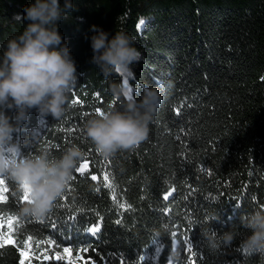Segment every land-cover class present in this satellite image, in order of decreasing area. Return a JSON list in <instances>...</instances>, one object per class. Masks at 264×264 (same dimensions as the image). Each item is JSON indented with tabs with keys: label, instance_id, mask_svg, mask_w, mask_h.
<instances>
[{
	"label": "trees",
	"instance_id": "1",
	"mask_svg": "<svg viewBox=\"0 0 264 264\" xmlns=\"http://www.w3.org/2000/svg\"><path fill=\"white\" fill-rule=\"evenodd\" d=\"M32 2L0 0V55L27 23L23 9ZM72 4L75 10L58 23V31L76 62L78 83L62 118L41 119L33 109L14 138L26 155L47 149L59 156L78 145L85 154L80 164L87 162L89 168L84 176L73 172L75 179L42 222L17 215L23 202L15 185L3 177L0 230L11 233L9 239L16 244L0 247V264H20V250L29 236L31 264H66L45 261L42 255L47 250L50 257H67L65 247L72 249L74 264H190V259L196 264H264V252L240 250L244 230L231 247L212 249L200 228L215 213L219 221L210 222L213 230L238 228L240 214L264 207V0ZM141 19L145 23L138 29ZM91 25L110 38L115 31L135 37L143 59L132 66L130 86L137 99L143 84L158 87L162 96L148 139L108 160L97 155L82 131L97 109L114 102L109 82L91 63ZM27 130L37 132L30 145L23 143ZM169 192L172 196L165 200ZM9 217L18 218L19 224L10 228ZM96 225L99 232L88 231ZM49 240L55 247L50 248ZM38 241L45 243L37 248ZM85 248L87 252H79L83 259L76 260Z\"/></svg>",
	"mask_w": 264,
	"mask_h": 264
},
{
	"label": "clouds",
	"instance_id": "2",
	"mask_svg": "<svg viewBox=\"0 0 264 264\" xmlns=\"http://www.w3.org/2000/svg\"><path fill=\"white\" fill-rule=\"evenodd\" d=\"M72 0H34L23 9L27 21L18 35L8 39L0 55V176L15 185L18 196L29 194L30 202L20 205L21 218L44 220L73 178L84 153L78 145L68 146L59 156L47 149L24 154L14 134L21 131L36 110L41 119L62 118L73 88L78 83L76 62L63 42L58 23L74 11ZM19 19V17H17ZM91 63L109 82V92L116 103L92 114L84 123L83 135L94 146L97 155L108 160L118 152L134 151L149 137L150 124L160 107L162 96L156 86L141 85L136 98L126 81L135 78L133 65L142 62L135 37L124 31L109 33L91 25ZM120 76L116 82L111 78ZM11 113V114H9ZM36 130H27L30 145L37 140ZM237 209L241 205L235 206ZM219 221L215 213L201 234L212 249L231 247L239 237V248L245 254L264 252V207L239 216V227L217 232L209 225Z\"/></svg>",
	"mask_w": 264,
	"mask_h": 264
},
{
	"label": "snow or ice",
	"instance_id": "3",
	"mask_svg": "<svg viewBox=\"0 0 264 264\" xmlns=\"http://www.w3.org/2000/svg\"><path fill=\"white\" fill-rule=\"evenodd\" d=\"M144 23H145V21L143 19H141L139 21V23L137 24V28L139 29L141 27V25H143ZM261 79L264 80V77H262ZM126 84H128V86H129L130 93H134V91L136 89H134L133 87L130 86V81H126ZM73 103L74 104L75 103H78V101L73 100ZM113 103H116V102L114 101ZM96 111L99 112L100 109H97ZM178 114H179V112H178ZM88 168H89L88 163L87 162H83V163H81L77 167V169L75 170V172L76 173H79L81 176H84V174L88 171ZM73 179H75V176H73L72 180ZM91 179L93 181H95V180H97V176L96 175H92L91 176ZM104 180L106 182L109 181V173H105L104 174ZM2 185H5V179L3 178V176H0V186H2ZM107 186L108 187H112V183L109 182L107 184ZM2 191H6V189L5 188H0V192H2ZM171 196H172V193L169 192L164 197V199L165 200H168ZM0 199H3V197H0ZM19 199H20V202H23V203L24 202H30L28 192H25L22 196H20ZM3 220H4V218L3 217H0V225H2ZM41 222H42V220H41ZM14 223L16 225L19 224L18 218H16V217H9L8 218V224H9V227L10 228H12V226H13ZM117 223H119V221H117ZM52 226L55 227L54 224ZM88 231L92 232L93 234H96L97 232L100 231V227H99V225H96V226L90 228ZM10 235H11V233H8L6 235L2 230H0V247H3L4 244H6V243H11V244H14V245L16 244V241L15 240L9 239ZM172 235H173V237H176L177 236V233H173ZM184 242H185V244H188L189 243L188 238L186 236H185ZM31 243H32V237L29 236L28 237V240L25 243V249L20 250V255L22 257V259L20 261V264H31V259H32L33 255H34V253L32 252V249L30 247ZM41 243H45V242L44 241H38V242H36V247L39 248V246H40ZM46 243L50 246V248L51 247H55V242L52 241V240L46 241ZM187 250L189 252H192V248L190 246L188 247ZM26 251L28 252V255L27 256L25 255ZM80 251L87 252L88 249L85 248V249L79 250L78 253H77V256L75 258L76 260L83 259V257L80 256V254H79ZM71 252H72V249L71 248L65 247L63 249V253L68 254L67 257H65L63 254H57V255H55V257H50V256L47 255V250H45V252H43L42 255H43V259L45 261H50L51 259L54 258L57 261L66 260V264H74V259L71 256ZM140 259L143 261L144 257L141 256ZM85 264H89V262L88 261H85ZM190 264H196V261L190 259ZM199 264H204V262L202 260H200L199 261Z\"/></svg>",
	"mask_w": 264,
	"mask_h": 264
}]
</instances>
